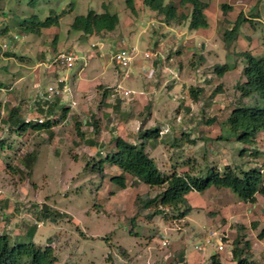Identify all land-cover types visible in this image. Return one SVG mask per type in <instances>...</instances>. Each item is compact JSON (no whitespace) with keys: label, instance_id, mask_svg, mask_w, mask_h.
I'll use <instances>...</instances> for the list:
<instances>
[{"label":"rangeland","instance_id":"rangeland-1","mask_svg":"<svg viewBox=\"0 0 264 264\" xmlns=\"http://www.w3.org/2000/svg\"><path fill=\"white\" fill-rule=\"evenodd\" d=\"M166 1L177 3V0ZM204 1L208 2L206 26L193 32L185 24L171 27L177 29V35L183 33L186 37H190L187 31L203 34L197 46L200 49L195 54L191 53L192 48L188 50L190 46L182 49L185 58L180 62L176 58H154L152 80L138 74L134 66L137 72L129 76L137 79L133 83L129 78L121 80L120 75L114 80L113 71L121 68L113 63L102 78L91 77L101 70L99 59L108 61L107 56H99V49L110 52L109 38L123 36L140 49L158 47L161 41L164 42L160 48L162 54L166 56L170 52L171 32L166 31L158 15L144 8L140 0H134L136 13L130 11L125 0H40L34 9L26 0H0V29H7L3 34L24 35L13 50L7 51L13 55L0 53V81L4 85L0 88V142L3 143L0 146V233L6 232L14 239L23 235L29 226L36 225L33 242L53 247L56 264H172L181 258L177 253L180 248L188 261L183 264H210L214 254L224 264H232V241L236 236H244L251 242L250 259L255 264H264V239L257 237L264 228V195L258 194L256 201L249 203L224 190L190 192L187 200L192 208L184 218H178V212L169 209L166 215L148 216L154 208L141 209L136 200L156 195L160 187L134 184L128 178V185L121 188L110 180V175L118 173L115 167L106 165L102 172L92 167L94 161L111 150L112 136L135 141L141 123L142 128H159L158 144L152 147L148 143L146 149L165 174L174 168L184 171L190 165L197 169L264 162V137L256 139L254 147L243 156L240 142L227 136L220 138L225 133L221 122L235 98V82L243 78L241 53L249 51L256 57L264 56V0ZM226 2L232 6L223 11L220 5ZM90 8L117 13L119 23L115 30L85 34L72 29L75 16ZM50 9L60 14L58 25L42 29L39 35L18 30L14 16L24 17L33 12L43 18ZM239 13L243 17L256 13L259 20L243 22L237 37L226 45L225 31L231 28ZM97 40L102 44L94 49L91 43ZM62 50H73L79 60L69 70L46 67L45 63ZM217 63L231 66L223 82L213 74V65ZM57 74L66 76L67 90L60 97L61 103L70 109L66 118L53 127L52 137L44 131L16 130L8 120L9 111L15 110L24 120L42 118L37 94L53 83ZM136 74L139 76L135 77ZM174 74L183 88L198 84L203 88L198 100L186 104L185 100L168 93ZM199 75L203 77L202 82L196 81ZM119 80L136 94L133 100L119 102L110 109L101 100L97 88L106 84L94 83L107 81L112 83L111 87ZM219 84L222 91L213 94ZM254 102L253 98L248 99V104ZM187 105L189 111L185 110ZM178 115L182 116L185 129L176 123ZM212 116L216 120L206 124ZM92 140L104 143L100 153ZM33 148H37L38 155L28 171L21 157ZM201 174L205 176L204 171ZM44 207L52 211L45 212ZM210 227L224 236V252L211 244L201 250L194 248L204 239V230Z\"/></svg>","mask_w":264,"mask_h":264},{"label":"trees","instance_id":"trees-1","mask_svg":"<svg viewBox=\"0 0 264 264\" xmlns=\"http://www.w3.org/2000/svg\"><path fill=\"white\" fill-rule=\"evenodd\" d=\"M26 1L27 5L34 9L40 0ZM140 1L144 8L155 12L166 26L181 27L185 24L188 30H193L207 25L205 10L208 3L204 0H177V3L166 0ZM125 3L132 13H136L134 0H125ZM228 8H230L228 4H221L223 11ZM59 18L60 14L54 9H50L48 15L43 18L32 12L24 17L14 16V22L22 33L39 35L42 29L58 25ZM248 20L251 19L243 17L242 13L236 16L231 28L225 31L226 45L237 37L240 25ZM118 23L117 13L107 9L97 12L90 8L84 14L75 16L71 28L85 34H102L114 31ZM6 31L5 27L0 29L2 33H6ZM181 50L176 53L170 52L167 58L169 59L170 55L180 54ZM4 54L13 55L7 51ZM241 55L244 58L243 78L241 77L235 82V98L228 105V112L221 122L225 133L220 138L224 139L227 136L240 142L242 144L240 152L243 156L256 143L258 134L264 133V57H256L249 51H245ZM230 69V65L218 63L214 64L212 68L213 74L218 78L223 77ZM100 86L97 88L101 100L104 102L109 96L110 87ZM3 87L4 85L0 81V88ZM222 89V84H219L213 94L222 91ZM202 92L203 88L199 84L189 87V94L193 101L198 100ZM249 98L254 99L253 105L248 104ZM37 104L40 105L38 110L43 116L42 118L24 120L17 115L15 110L11 109L8 120L13 122L14 128L19 132L44 131L48 137H52L53 127L66 118L69 107L61 103L59 97H56L52 103L45 107H42L39 102ZM185 110L189 111L190 107L187 105ZM56 113H58V117ZM215 120L216 117L212 116L205 123L211 124ZM142 126L141 123L137 129L135 141L126 140L120 135L112 136L114 148L106 151L99 160L94 161L92 167L101 172L106 165L115 167L118 173L110 175V180L121 188L128 185V178H131L134 184L144 183L149 187H160L161 191L156 195L147 198L138 197L136 200L141 209L154 208L148 216L152 214L166 215V210L169 209L178 212V218H184L192 208L187 200V195L190 192L202 193L210 188L228 189L240 200L249 203H254L258 194L264 195V173L262 172L264 162L247 166L225 164L221 168L204 166L197 169L194 165H190L184 171L179 172L174 168L170 174L163 173L157 168L154 158L146 149L148 143L152 147L158 144L161 137L159 128H142ZM76 128L79 129L78 123ZM182 133L187 134L184 131ZM0 146L3 147L2 142H0ZM254 153L256 156V152L253 151ZM37 155V148L25 152L21 157L23 167L28 171L31 170ZM203 171L205 176L201 174ZM44 209L45 212L52 211L46 207ZM55 214L58 213L55 211ZM44 216L46 215L44 214ZM36 229V225L29 226L23 235L16 236L14 239H11L6 232L0 233V264H56L57 257L53 247L40 246L33 242ZM257 237L264 239V228L260 230ZM230 254L232 264H255L250 259L251 242L244 236H236L233 239ZM210 264L224 263L219 255L214 254L210 257Z\"/></svg>","mask_w":264,"mask_h":264},{"label":"built area","instance_id":"built-area-1","mask_svg":"<svg viewBox=\"0 0 264 264\" xmlns=\"http://www.w3.org/2000/svg\"><path fill=\"white\" fill-rule=\"evenodd\" d=\"M154 24V21H152ZM147 26V25H146ZM170 28V26H166ZM177 29L170 28V39L172 42L169 44V51L176 53L183 48H187L190 44V38L186 37L183 33L177 35ZM24 35L21 33H8L4 35L0 32V53L13 50L14 45L22 40ZM109 38V37H108ZM102 44L101 41L97 40L91 43V47L97 49L98 46ZM108 46L110 44V52H102L99 49V56H107L108 62L115 64L117 67L121 68L119 75L121 80L129 78L133 73V68L137 61L139 63L136 65L137 70L141 76H144L147 80H152L155 77V67H154V58H162L164 56L161 52V47L164 46V42L159 41L157 44L158 47H145L140 49L138 44H132L127 41L125 37L118 38H109L107 42ZM155 50H154V49ZM169 52V53H170ZM168 53V54H169ZM106 54V55H105ZM79 60V56L73 50H62L59 51L55 56H53L48 62L45 63V66L50 69L55 70H69L74 64ZM66 76L57 74L55 81L47 85L44 89L40 90L37 94L36 102H39L42 107L47 106L52 103L56 97H61L66 92ZM178 77L174 74L173 81L177 83ZM121 80L115 85H112L109 90V98L111 100L121 99L123 101L133 100L135 97V91L129 88H126L122 85ZM175 98L179 100H185L186 103L190 102L189 89L183 88L180 86L179 93L174 94ZM176 123L182 126V129H185L183 125L184 120L181 115H178L175 119ZM168 129H165L167 132ZM262 172L264 173V166H262ZM40 224V223H39ZM224 236L218 230L210 227L204 231V239L195 244L194 248L197 250L204 249L207 245H213L218 251L225 250V243L223 241ZM264 257V249H263ZM176 264H183L182 261H178Z\"/></svg>","mask_w":264,"mask_h":264},{"label":"crops","instance_id":"crops-1","mask_svg":"<svg viewBox=\"0 0 264 264\" xmlns=\"http://www.w3.org/2000/svg\"><path fill=\"white\" fill-rule=\"evenodd\" d=\"M208 3V2H207ZM218 3V2H217ZM226 4H228L229 6L231 5L230 3H228V2H226ZM221 6V5H220ZM232 6V5H231ZM217 10V9H216ZM233 10H238V9H236V8H234ZM239 11V10H238ZM232 12H234V11H232ZM235 13V12H234ZM244 17H246V16H244ZM246 18H250L251 20H256V21H258L259 20V16L256 14V13H254V14H252L251 15V17H246ZM170 28H171V26H170ZM170 28H167L166 27V31L167 32H170ZM173 29H175V28H173ZM178 30H180V29H178ZM196 30V29H195ZM184 31V30H183ZM189 31H191V32H193V30H189ZM189 31H187V34H190L189 36V38H190V44H189V46H190V48H188V50H190L191 48H192V52L191 53H196L199 49H200V47H197L198 46V42L199 41H201L202 42V38H200V37H202V35L203 34H200V32H198V33H195V35H193V34H191V33H189ZM185 32V31H184ZM196 32V31H195ZM110 33V32H109ZM199 37V38H198ZM196 38V39H195ZM199 48V49H198ZM183 50H185L184 48H183ZM187 50V49H186ZM184 54H185V52L183 53H180V54H177V55H170L169 56V59H174V58H176L177 60H179V61H182L185 57H183L184 56ZM167 57V56H166ZM264 57V56H263ZM100 60V67H101V70L99 71H96V74L95 75H93L91 78L94 80V79H97V78H99V77H103V76H105L106 75V73L108 72V67L110 66V63L106 60V61H104V60H102V59H99ZM160 60V59H159ZM175 60V59H174ZM102 62V63H101ZM106 62V63H105ZM139 63V61H137V63L136 64H138ZM136 66V65H135ZM135 70H137V67L135 68ZM138 71V70H137ZM136 71V72H137ZM135 71L133 72L134 74L136 73ZM110 73V75H108ZM109 73L107 74L108 76H111V73H112V71H109ZM138 74H139V72H137ZM113 78H114V80H117V76L119 75V71H118V69H116V70H114L113 71ZM137 76H139V75H137L136 74V76L135 77H137ZM141 77V76H140ZM224 77V76H223ZM223 77H217L218 79H219V82H223ZM134 77H131V78H129L128 80H130L131 82H133V83H135L136 82V80L137 79H133ZM202 80H203V77H202V75H199L198 76V79L196 78V81L197 82H202ZM218 82V83H219ZM100 83H104V84H106V86H108L109 87V85H111L112 83H107V81H100V82H95L94 84H100ZM183 85V83L182 82H180L179 80L177 81V83H174V81H172V83H171V85H170V89H169V92L168 93H171V95L173 96L175 93L176 94H178L179 93V88H180V86H182ZM95 86V85H94ZM177 90H178V92H177ZM95 93H96V91H94ZM142 94H143V91H142ZM60 98V97H59ZM61 100V99H60ZM106 101V102H105ZM61 102V101H60ZM121 103V104H123V100H121V99H116V100H111L110 98H109V96H107V98L104 100V104L106 105V106H108L110 109L111 108H114V105H115V107L118 105V103ZM112 104H113V106H112ZM186 104H191L190 102H188V103H186ZM70 110V109H69ZM264 137V133H260V134H258V136H257V138L256 139H258V138H260V137ZM110 140H111V143H112V145H111V149H113L114 148V143L112 142V137L110 138ZM91 143H93L94 145H96L95 147H96V151L98 150V152L100 153L101 152V148H103L105 145H104V143H102V140H99V141H90ZM256 144V143H255ZM254 144V145H255ZM254 145L253 146H251V147H254ZM99 153H97V154H99ZM224 165V164H223ZM212 189H214V190H224V192H231L230 190H228V189H222V188H210V189H207L206 191H204V192H202V193H205V192H207V191H209V190H212ZM199 194H201V193H199ZM231 194H232V192H231ZM240 200V199H239ZM242 201V200H241ZM205 231V230H204ZM221 252H223V251H221ZM177 253H179L178 255H181V258H179L178 260H175L172 264H176V262H180V261H182V262H187L188 263V261L186 260V255H184V250L182 249V248H180L178 251H177Z\"/></svg>","mask_w":264,"mask_h":264}]
</instances>
